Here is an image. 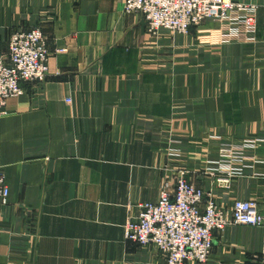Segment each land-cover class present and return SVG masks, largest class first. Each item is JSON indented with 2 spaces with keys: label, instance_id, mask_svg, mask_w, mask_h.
Wrapping results in <instances>:
<instances>
[{
  "label": "crops",
  "instance_id": "crops-1",
  "mask_svg": "<svg viewBox=\"0 0 264 264\" xmlns=\"http://www.w3.org/2000/svg\"><path fill=\"white\" fill-rule=\"evenodd\" d=\"M237 1L256 5L253 42H221L211 19L153 34L124 0H0V56L33 27L51 51L47 78L0 106V264H167L124 223L175 167L218 205L264 212V0ZM246 139L249 166L217 185L207 163ZM212 241L207 264H257L264 227Z\"/></svg>",
  "mask_w": 264,
  "mask_h": 264
},
{
  "label": "built area",
  "instance_id": "built-area-1",
  "mask_svg": "<svg viewBox=\"0 0 264 264\" xmlns=\"http://www.w3.org/2000/svg\"><path fill=\"white\" fill-rule=\"evenodd\" d=\"M125 13H140L148 32L160 29L185 34L206 19L216 23L221 42H253L256 5L237 0H124ZM51 51L40 27L13 31L8 49L0 56V106L22 91L20 83H42L48 76ZM259 139L242 143L221 142L217 159L206 171L221 187L242 175L252 157L246 154ZM173 178V179H172ZM172 179V180H171ZM9 189L0 170V210L8 202ZM134 217L124 224V237L138 246L153 244L167 264H207L212 235L231 225L264 227V212L254 199L235 200L230 207L215 203L195 185L183 167L166 175L156 201L136 205ZM257 264H264V244Z\"/></svg>",
  "mask_w": 264,
  "mask_h": 264
},
{
  "label": "rangeland",
  "instance_id": "rangeland-1",
  "mask_svg": "<svg viewBox=\"0 0 264 264\" xmlns=\"http://www.w3.org/2000/svg\"><path fill=\"white\" fill-rule=\"evenodd\" d=\"M42 31H43V30H42ZM43 32H44V31H43ZM207 165H211V164H208V163H207ZM207 169H208V168H207ZM170 173H171V172H170ZM170 173H169L168 175H170ZM172 179H173V178H172ZM172 179H171V180H172ZM6 184H7V183H6ZM124 224H125V223H124ZM240 226H241V225H240ZM221 231H223V230H221ZM218 232H220V231H218ZM258 254H259V253H257V255L254 256L255 259H253V260L255 261V263L258 262ZM251 260H252V258H251Z\"/></svg>",
  "mask_w": 264,
  "mask_h": 264
}]
</instances>
